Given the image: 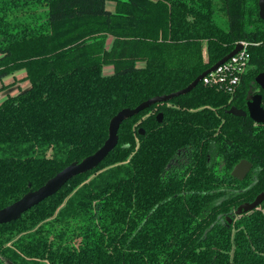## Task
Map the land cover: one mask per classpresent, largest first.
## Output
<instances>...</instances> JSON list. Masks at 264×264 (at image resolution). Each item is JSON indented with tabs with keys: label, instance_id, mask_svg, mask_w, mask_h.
I'll use <instances>...</instances> for the list:
<instances>
[{
	"label": "trees",
	"instance_id": "obj_1",
	"mask_svg": "<svg viewBox=\"0 0 264 264\" xmlns=\"http://www.w3.org/2000/svg\"><path fill=\"white\" fill-rule=\"evenodd\" d=\"M107 1L0 0V81L31 82L0 104V209L102 147L120 110L187 87L241 41L249 68L233 93L200 82L124 120L95 169L0 224V264H264V202L227 219L264 192V124L227 113L255 93L264 107L259 0Z\"/></svg>",
	"mask_w": 264,
	"mask_h": 264
},
{
	"label": "water",
	"instance_id": "obj_2",
	"mask_svg": "<svg viewBox=\"0 0 264 264\" xmlns=\"http://www.w3.org/2000/svg\"><path fill=\"white\" fill-rule=\"evenodd\" d=\"M259 15L264 20V0H259ZM244 45L238 43L236 47L217 63L206 69L201 75H199L190 85L187 87L173 92L171 94H165L160 96L151 97L141 102L136 107H125L114 115L110 121L109 136L105 143L94 153L86 156L81 161H73L56 175L51 177L44 185L36 190H32L23 195L20 199L12 204L0 209V224L9 223L19 219L26 211L30 210L34 206L40 204L45 199L56 194L70 179L73 177L84 174L95 169L102 161L109 155V153L118 145L119 142V129L124 120L137 115L142 110L153 106L154 104L170 101L176 96L186 94L195 88L204 77L211 72L217 70L240 51H242ZM256 84L260 89L264 90V72L257 75L255 79ZM247 110L232 106L227 110V113L236 116L249 115L256 123L264 124V107L262 106V94L255 93L248 97ZM159 122L163 119V113H159L157 116ZM145 131L141 129V134ZM253 168V163L247 159L240 160L232 170V176L238 180H244L249 175ZM264 202V192H261L251 202H244L238 206L233 216H229L227 219L231 223L234 218L242 216L246 213H251L255 209L259 208Z\"/></svg>",
	"mask_w": 264,
	"mask_h": 264
},
{
	"label": "built area",
	"instance_id": "obj_3",
	"mask_svg": "<svg viewBox=\"0 0 264 264\" xmlns=\"http://www.w3.org/2000/svg\"><path fill=\"white\" fill-rule=\"evenodd\" d=\"M240 43L244 45L243 50L217 70L204 77L202 82L205 85L214 86L230 93L236 90L249 68L251 58L248 43L246 41H241ZM205 54L207 55L206 52Z\"/></svg>",
	"mask_w": 264,
	"mask_h": 264
},
{
	"label": "crops",
	"instance_id": "obj_4",
	"mask_svg": "<svg viewBox=\"0 0 264 264\" xmlns=\"http://www.w3.org/2000/svg\"><path fill=\"white\" fill-rule=\"evenodd\" d=\"M106 6L107 8L114 12L116 9V2L109 0L106 2ZM114 36L112 34H108L107 39H106V48L108 50H110L114 44ZM137 65L139 67H144L146 66V62L145 61H139L137 63ZM115 71V67L113 64H105L103 66V74L108 76V75H112ZM16 77L17 74H19V82L17 81V84L15 81L14 82H8L9 79H11V76H8L6 78H4V80L0 81V104L10 95H16L18 93H20L21 91H24L28 88H30L31 83L27 80V78L25 76H27V72L25 70H19L16 73Z\"/></svg>",
	"mask_w": 264,
	"mask_h": 264
},
{
	"label": "rangeland",
	"instance_id": "obj_5",
	"mask_svg": "<svg viewBox=\"0 0 264 264\" xmlns=\"http://www.w3.org/2000/svg\"><path fill=\"white\" fill-rule=\"evenodd\" d=\"M26 77V76H25ZM19 80V74H17V77H16V74L14 73V74H12L11 75V79H9V81L8 82H16L17 83V81ZM29 82H30V80L29 79H27ZM19 82V81H18ZM31 83V82H30ZM17 84H19V83H17ZM257 87V86H256ZM256 87L255 86H253L252 88L253 89H256Z\"/></svg>",
	"mask_w": 264,
	"mask_h": 264
}]
</instances>
